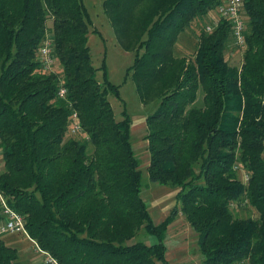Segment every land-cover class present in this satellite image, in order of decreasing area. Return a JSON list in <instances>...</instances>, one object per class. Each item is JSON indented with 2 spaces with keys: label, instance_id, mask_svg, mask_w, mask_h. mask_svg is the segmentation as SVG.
Listing matches in <instances>:
<instances>
[{
  "label": "trees",
  "instance_id": "1",
  "mask_svg": "<svg viewBox=\"0 0 264 264\" xmlns=\"http://www.w3.org/2000/svg\"><path fill=\"white\" fill-rule=\"evenodd\" d=\"M221 1L102 2L118 45L134 52L125 79L140 102L157 101L145 117L148 179L178 190L155 223L141 196L131 117L123 109L116 119L107 97L120 99L119 85L104 60L91 63L83 0H0V192L58 264H169L165 237L180 212L202 264H264V0H243L239 66L225 58L233 40L225 18L200 28L193 57L175 54L180 34ZM46 35L59 73L38 60ZM74 112L83 138L67 135ZM237 201L257 216L235 217ZM140 230L155 241L130 242ZM0 264H20L2 240Z\"/></svg>",
  "mask_w": 264,
  "mask_h": 264
},
{
  "label": "rangeland",
  "instance_id": "2",
  "mask_svg": "<svg viewBox=\"0 0 264 264\" xmlns=\"http://www.w3.org/2000/svg\"><path fill=\"white\" fill-rule=\"evenodd\" d=\"M86 5L92 26L88 33V46L90 50L91 63L95 67H99L104 60L105 71L108 79L119 85V97L116 98L112 94H108V100L113 108L116 119H120V112L126 109L131 117L130 140L135 155L139 160V169L142 174V198L149 204L151 214L155 223L161 221L165 215L169 213L170 207L175 202L174 194L177 188H169L170 186L151 183L148 179L147 167L149 162V152L147 149V141L144 136L147 133L145 117L151 114L156 106L157 101L148 104L140 102L133 80L130 75L125 79V70L133 61L134 52L123 50L117 43L114 32L108 18L104 15L102 9L103 0H83ZM215 15L214 11L208 12ZM211 23L209 16L201 17L195 20L186 30L180 34L179 44L177 43L176 55L183 54L189 58L193 57L198 42V32L202 26L206 27ZM47 25L51 26V20ZM97 29L99 34H94L93 29ZM186 46L181 48L182 42ZM233 41V40H232ZM228 47L233 50L234 56L226 59L230 65L239 66L241 64V53L237 46L229 43ZM52 70L61 71V66L55 61ZM102 70H98L97 79L101 80ZM199 100L201 92H199ZM68 137L83 138L84 134L78 132L67 133ZM1 163V154H0ZM243 171L238 170V177L244 182ZM231 211L235 217L246 218L257 216L256 211L248 206L244 201H237L231 204ZM159 215V216H158ZM0 240L6 242L10 247H14L18 251V261L20 264H45V255L36 250L33 241L27 238L22 232H9L0 235ZM141 240L145 243L153 242L152 236L146 235L140 230L136 236L130 241ZM166 245V259L169 264H202V256L197 246V233L187 222L183 213H178L177 218L168 227ZM36 257V258H35Z\"/></svg>",
  "mask_w": 264,
  "mask_h": 264
},
{
  "label": "built area",
  "instance_id": "3",
  "mask_svg": "<svg viewBox=\"0 0 264 264\" xmlns=\"http://www.w3.org/2000/svg\"><path fill=\"white\" fill-rule=\"evenodd\" d=\"M218 13L220 18H225L230 22L232 38L235 45L242 49L244 45V32L246 29L245 17L243 15V0H222L218 5ZM217 23V22H216ZM216 23L214 25H216ZM214 26H206V30L210 31ZM53 45L50 39V35H46L42 43L38 48V60L45 71H51L55 63L53 56ZM65 94L64 88H60L59 95L62 97ZM79 124L76 113H72V123L70 132L79 131ZM238 171L240 167L234 166ZM244 182L247 181V175L243 173ZM0 212L3 218L0 220V235L9 232H20L22 231L26 236L27 232L24 228L23 217L9 207L5 197L0 192ZM29 237V236H28ZM36 250L45 255V264H58L56 260L50 257L45 251H42L36 242H34Z\"/></svg>",
  "mask_w": 264,
  "mask_h": 264
},
{
  "label": "crops",
  "instance_id": "4",
  "mask_svg": "<svg viewBox=\"0 0 264 264\" xmlns=\"http://www.w3.org/2000/svg\"><path fill=\"white\" fill-rule=\"evenodd\" d=\"M214 11V13H215V15H211V14H209V13H207L205 16H209V19H210V22L211 23H209V24H207L206 26H215L214 24L216 23V22H218V20L220 19V17H219V13H218V10L217 9H214L213 10ZM210 12V11H209ZM243 15L246 17V14L243 12ZM204 16V17H205ZM179 38H180V36H179ZM179 38H178V41H177V43L179 42ZM233 39V38H232ZM232 42V44H233V41H231ZM179 44V43H178ZM180 46H181V48H183V46H186V43H185V41L184 42H182V44H180ZM240 53H241V58H242V50H240L239 51ZM180 55H183V54H180ZM234 56V54H233V50H231L229 47L227 48V50H226V52H225V58L226 59H230V60H232L231 58ZM263 157H264V152H263ZM2 165H3V161L1 160V163H0V169L2 168ZM169 188H171V187H169ZM178 190V189H177ZM177 190H176V192H175V194L177 193ZM175 194H174V199H175ZM147 203V202H146ZM176 204V199H175V202L173 203V205L170 207V209L174 206ZM147 206H148V210H150V208H149V204L147 203ZM149 213H150V215H151V217H152V220H153V214H151V211H149ZM159 216V215H158ZM166 216V215H165ZM177 218V216L175 217V219ZM174 219V220H175ZM174 220L172 221V223L174 222ZM154 221V220H153ZM160 222V221H159ZM171 223V224H172ZM169 227V226H168ZM144 232V231H143ZM167 232H168V229H167ZM147 235V234H146ZM149 236V235H148ZM166 237H167V233H166ZM166 237H165V241H166ZM27 238L28 239H30L28 236H27ZM154 238V237H153ZM31 241H33L32 239H30ZM154 241H155V238H154ZM153 241V242H154ZM153 242H149L148 241V243L147 244H150V243H153ZM5 244H6V242H5ZM165 244H166V242H165ZM7 245V244H6ZM166 247H167V245H166ZM167 249H168V247H167ZM167 251V250H166ZM201 255V254H200ZM36 258V257H35Z\"/></svg>",
  "mask_w": 264,
  "mask_h": 264
}]
</instances>
